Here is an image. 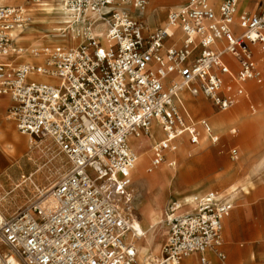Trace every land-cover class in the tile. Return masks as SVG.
<instances>
[{"label": "built area", "instance_id": "built-area-1", "mask_svg": "<svg viewBox=\"0 0 264 264\" xmlns=\"http://www.w3.org/2000/svg\"><path fill=\"white\" fill-rule=\"evenodd\" d=\"M41 1L0 5V56L24 51L16 39L31 21L28 5ZM219 1L187 0L146 33L142 11L149 0H62L83 22L78 46L30 51L46 54L42 61H0V94L11 98L8 112L19 133L51 139L69 163L57 182L38 186L35 173L21 175L17 187L29 181L37 193L17 214L0 212V264H138L132 238L140 236L134 226L140 195L129 137L150 136L154 123L161 127L152 172L185 137L197 145L203 131L219 141L207 118L188 115L182 91L226 112L249 96L248 83L263 80L264 0L254 12H240L241 0ZM87 13L94 15L85 20ZM99 22L104 36L94 34ZM178 29L181 44H168ZM230 154L235 160L238 149ZM196 204L194 212L179 213L181 203H169L164 263L208 250L225 259L224 220L234 204L214 191L197 196Z\"/></svg>", "mask_w": 264, "mask_h": 264}, {"label": "rangeland", "instance_id": "rangeland-1", "mask_svg": "<svg viewBox=\"0 0 264 264\" xmlns=\"http://www.w3.org/2000/svg\"><path fill=\"white\" fill-rule=\"evenodd\" d=\"M7 1L27 4L26 0H6L5 2ZM5 2H3L2 4H4ZM42 2H48L56 6L61 3V0H43ZM28 6L31 7V21L36 20L33 14V10L35 9L36 4H31ZM171 10H168L164 14V16H161V12L157 10L161 21H166L167 15ZM40 16H43V18L46 19L47 17L53 18V16H56V14H50L47 11H41ZM159 16L157 13H153V20H155L157 23L160 22ZM61 17L62 16L58 17L57 15L56 17H54L55 19H53L60 20L61 22ZM31 21L30 23H32ZM147 23L149 25L148 20ZM160 23L162 24V22ZM31 28L35 27H29L28 25L25 31L28 29L32 30ZM33 38L38 43L42 42L41 44L45 47H52L55 45V43L49 42V40L58 39L60 37L54 32L50 31L48 28L43 27L42 29L39 28L38 31L33 32ZM79 42H81V38ZM11 54H14V52H10L7 55ZM260 87L261 88L258 89L257 93H254L256 111H252L248 107L243 105H236L228 111V113L232 112V115L230 123L226 128L225 123L220 127L218 125L215 126L214 117L217 116V114L212 115L213 113L210 105L211 103L209 104L207 100L199 99L202 98V96H190V99L192 100L191 102H203L205 105L204 108L199 107L195 113L191 111L193 117L196 120L202 117H209V120L213 123L216 131H218L222 136V140L219 144H212L210 141L204 142L201 137L200 144L191 145L189 143H186L181 145L187 146L182 147V152L180 150L181 153L177 156V159L174 157V164L177 167L178 175L180 178L179 184L182 189V195L187 193H194L196 196H202L203 194L212 190L222 191L234 183H238L239 181L241 182L243 179L245 180L246 178H249L250 180L248 173L251 170L252 164L259 163L261 159L264 158V85ZM183 93L184 92H182L180 96L183 100H185ZM6 97L9 98V102L8 104L6 103V105L0 110V129L3 126L12 127L13 130L19 133L15 121H13V119H11L9 116L8 108L11 104L10 97ZM205 108H208L210 114L207 110H205ZM213 109L215 113H219V111L215 107H213ZM7 117L8 119H3L1 121L2 118ZM245 120L250 121V127H243V121ZM153 126H155L154 132H156L157 135L161 134L159 129L156 127L158 126V124L154 123ZM233 128L237 129L236 135H232L231 133V130ZM20 136L28 141V147L26 146L18 150L13 155H8L4 151H0V179L2 180V182H0V212H4L7 215L17 214L19 210L30 203V201L37 193V188L29 181L26 184H22L21 186L17 187V183L21 182V175L27 176L30 173H35L33 179L36 185L39 186V183L42 182H57L60 177L68 171L69 168V163L67 162L65 156L59 153L58 147L51 139L34 137L32 138L28 135L22 134H20ZM132 142L140 146L144 145V143L140 140H132ZM232 144H236L240 149V158L238 162H232L229 158L228 149ZM248 144L253 145V148L255 150H258V153L254 156L251 162L242 165L244 163V156L246 154ZM17 145V142H15L13 139H8L3 144L4 147H16ZM177 151L178 150H176L174 153H176ZM171 156H173V154L169 153L166 160L157 167L158 169H154L153 172L158 171L163 166H168L172 160ZM262 164L263 165H261L257 175L258 177L264 178V162ZM134 180L136 186H139L142 190V197L139 203L136 205L135 209V217L137 221L134 223V225H141L146 227L147 223L145 217L142 215V209L152 186L150 183H148L149 181L144 176L140 179L134 177ZM146 183L150 185V187ZM247 183H249L250 185L251 182H245L246 185ZM246 187L249 188V186ZM255 189L256 187H253V192L251 194H248V201L250 202L259 200L260 198L257 194H255ZM172 197L179 199L178 195H173L168 198L167 202ZM163 219L165 222V217H163ZM166 242L167 238L164 245L166 244ZM161 254H159V257H161Z\"/></svg>", "mask_w": 264, "mask_h": 264}, {"label": "crops", "instance_id": "crops-1", "mask_svg": "<svg viewBox=\"0 0 264 264\" xmlns=\"http://www.w3.org/2000/svg\"><path fill=\"white\" fill-rule=\"evenodd\" d=\"M11 1H14V0H11ZM211 1L213 3H215L216 5L220 2L219 0H211ZM259 1L260 0H241V2L239 4V11L240 12H243V11L254 12V11H256ZM186 2H187V0L180 1L179 5L174 7V9L185 4ZM61 3H63L62 0H61ZM6 4L7 5H23L24 3L21 4V3H15V2H8L7 1L4 4H0V5H6ZM30 8H29V10H30ZM134 10H132V11L135 12ZM153 13H157L159 16L157 8L153 10V12L151 14V17H152L151 19L146 16L145 12H144V15L142 16V19H144V21L148 27V30L146 31V33H148L149 31H152V30H154L160 26H164L168 21L169 13L167 15V20L165 22L161 21V18L159 16L160 22H162V24L160 22L157 23L155 20H153ZM134 15L136 16V13H134ZM30 16H31V10H30ZM31 19H32V16H31ZM42 19H44V18H42ZM147 20L149 22V25L147 23ZM99 29H101V26L97 28V30H99ZM102 29H104V27H102ZM23 32L24 31L19 32L18 36H20V34ZM181 40H182V32L180 29H178L175 32V36L171 40H169L168 44L180 45ZM18 47H20V46H18ZM12 52H14V51H12ZM228 59H231V58L228 57ZM16 65H18V64H16ZM262 69H263V80L261 82H250V83H248L247 84V90H248L249 96L242 98L236 105H243V106L248 107L252 111H256V102L254 100V93H257L258 89L261 88L260 86L264 85V62L262 63ZM34 77H38V78L42 79L41 76H34ZM182 92L186 93L188 96H192L187 91H182ZM6 96H8V95H1L0 94V99L6 98L7 104H8L9 98ZM192 97H195V96H192ZM198 97H200V96H198ZM199 99L206 100L203 97L199 98ZM10 100H11V98H10ZM190 101H192V100L190 99ZM211 108H212V113H213L212 115L221 113V114L217 115L218 118H216L217 116L214 117L215 126L218 125L220 127V126H222V124L225 123V128H226L228 126V124L230 123L232 112L228 113V111H226V112L215 113L213 111L214 109L212 106H211ZM205 110H207L208 113L210 114L208 108H205ZM186 111L191 118L196 120L193 117V115L187 109H186ZM202 118H207L209 120V117H202ZM219 118H220V120H219ZM210 123L212 124L214 133L219 136V141L217 143H214L210 139V137L208 136L209 141L212 144H219L222 140V136L219 134L218 131H216V129L213 126V123L211 121H210ZM243 123H244L243 124L244 128L250 127L249 126V124H250L249 120H245V121H243ZM156 127L159 129V131L161 133H163V131L161 130V127L159 125ZM154 129H155V126H152L150 136L140 137V138L147 139L148 142L150 141L149 143L153 144V145H151V149H150L151 156L149 158V162H148V165L146 168L147 172H149L148 167L150 165V162H151V159L153 156L152 146L154 147L156 143L160 142V140L158 139L159 135H157V133L154 132ZM231 133H232V135H236L237 129L233 128L231 130ZM203 134H205V133L202 131V136H203ZM186 143L191 144L187 137H185L184 140H182L179 143V146L182 144H186ZM191 145H193V144H191ZM186 146L187 145L182 146V147H186ZM231 148H237L238 149V157L235 160L232 159V157H231V154H230ZM0 151H2V150L0 149ZM169 153H171V151L167 152L166 158H167ZM257 153H258V150H255L253 148V145L248 144L247 145V151H246V154L244 156V163L242 165H244L248 162H251ZM228 154H229V158L231 159L232 162H238L239 161L240 149L236 144L230 145V147L228 149ZM166 158H165V160H166ZM263 162H264V158H262L259 163L252 164L251 170L248 173L250 180H249V178L248 179L246 178L245 180L243 179L241 182L239 181L238 183H234L222 191L212 190V191L218 193L221 198H223L227 201H230L234 204L233 210L224 220V243L222 246V250L226 256L225 259L222 260L221 258H219L214 250H208L205 254L194 253V254L190 255L189 257L184 258L180 262V264H203L202 260H201L202 256H205L207 258L208 264H264V189H263L264 188V178L258 177V175H257L258 170L260 169L261 165H263L262 164ZM133 170H132L133 189L135 191L139 192L140 199H141L142 190L139 186H136V184H135V180H134V176H133ZM256 176H257V178H256ZM245 182H251V183H250V185H249V183H247V185H246ZM148 186L150 187V185H148ZM246 186H249V188H251V189H249ZM176 187H177L178 192L173 193V192H171V188H170L169 184H167L166 182L158 183L156 186L157 189L155 190V192L154 193H152L151 191L149 192V195L146 198V202H145L144 207L142 209V215L145 213L151 214V213L155 212L158 209L156 204L160 203V205L163 207V210H164L163 211V217H165V219H166V212H167V207H168L169 203L173 200L180 202V200H178L175 197H172L167 202L168 198L170 196H173V195H178L181 197V202H182L184 207H183L182 212H181V208H182V205H181V208L178 211L179 213H188V212L195 211L196 207H193L191 205V201L196 200L197 196L194 193H187V194L182 195L181 194L182 189H181L179 182H176ZM253 187H256L254 192H256L255 194H257L260 198H259V200H255V201L250 202V201H248V194H251L253 192L252 191ZM259 188H261V189H259ZM212 191H209V192H212ZM209 192H207V193H209ZM207 193H205V194H207ZM205 194H203L202 196H204ZM155 198H158V200H156ZM140 199H139V201H140ZM166 202H167V206H166ZM140 220H139V223H140ZM167 228H168V235H169V227H167ZM129 237H131V235ZM142 237L143 236L140 235L136 238H132L136 244L137 251L139 248L140 239ZM156 239L158 240V236ZM137 257H138V253H137ZM157 258H162V254H161V257H157Z\"/></svg>", "mask_w": 264, "mask_h": 264}, {"label": "bare ground", "instance_id": "bare-ground-1", "mask_svg": "<svg viewBox=\"0 0 264 264\" xmlns=\"http://www.w3.org/2000/svg\"><path fill=\"white\" fill-rule=\"evenodd\" d=\"M5 1L6 0L4 1L1 0L0 4H2ZM42 1L37 3L35 6V9L33 10V14L36 20H32L31 21L32 23L29 22L30 23L29 27L32 26L35 28H31L32 30L28 29L26 31L24 29L23 30L24 32L21 33L20 36H18L16 40V44L20 46L22 49H24V51L14 52V54H11V55L0 56L1 62H7V63L10 62L11 64H23L25 62H35L37 60H40V61L44 60V57H46V54H44L43 52H41L38 57L30 53L31 50L42 51L43 48H46L44 45L41 44L42 42L38 43L33 38V32L38 31L39 28L42 29L43 27L48 28L50 31L54 32L60 37L58 39L49 40V42L55 43L54 46L60 45L64 47H69V46L76 47L78 43L80 44L79 42L80 38H79L78 31H79V28L83 26V22H76L75 21L76 19H74V17L69 13V11L67 10V8L65 7L63 3H59L58 5L54 6L53 4L42 2ZM180 1L182 0H149L148 4L145 6L142 12L143 13L145 12L146 16L151 19L152 18L151 14L153 10L157 8V10L161 12V16H164V14L168 10H171L177 5H179ZM128 6L132 10L135 9V5L133 2L128 3ZM41 11H47L50 14H56V16L58 15V17L62 16L61 22L60 20H54L55 18L52 19V17L51 18L47 17L46 19H42L43 16H40ZM93 15L94 14L92 13H87L85 16V20H89L91 17H93ZM56 16H53V17H56ZM100 26L104 27V29L97 30V28ZM105 28L106 27H105L104 22H99L93 28L94 34L99 35V36H104ZM47 47H50V46H47ZM31 76L32 77L41 76L42 77L41 80L55 82V78L51 76H47V75H31ZM183 96L185 98V100L182 99L184 106L191 114L192 112L195 113L199 107L204 108L205 105L203 102L201 103L191 102L190 96H188L186 93H183ZM6 103H7L6 98L0 99V110L2 107L6 105ZM216 118H218V116ZM3 119H8V117L2 118L1 121ZM151 128H150V133H151ZM143 136L148 137V135L146 134L141 135L139 137L137 136L129 137L131 148L137 156V162L133 170V176L138 179L144 176L149 181L148 183H150L152 186V188L150 189L152 193L155 192V190L157 189L156 186L160 182H166L167 184H169L171 188V192L173 193L178 192L177 187H176V182H180L179 180L180 178L178 175L177 167L174 164L175 162L174 157L177 159V156L180 155V153L182 152V146L180 145L178 147V151L176 153L171 152L173 156H171L172 160L168 166H163L156 172H153V171L147 172L146 165H147L149 157L151 156L150 149H151V145L153 144L149 143L150 141L148 142V140L145 138H140ZM163 137H164V134L161 133L159 134L158 139L161 141ZM8 139H13L15 142H17L18 145L16 147L15 146L4 147L3 144ZM132 140H140L141 142L144 143V145L140 146L136 143H133ZM202 140L204 142H208L209 141L208 135L203 134ZM27 145H28V141L22 138L18 132L12 129V127L3 126L0 129V149L4 151L5 153H7L8 155L15 154L18 150L26 147ZM155 199L158 200V198H155ZM178 200H180L181 202L180 196ZM156 205L158 209L155 212L151 214L150 213L143 214L145 217L146 223H147L146 227L141 226V225H134L137 232L143 236L140 239L141 242L138 248L137 260L139 264H171V263H164L162 261V258H157L159 257V254L162 253L163 245L165 243L166 238H168V228H167L168 226L166 225V222H164V219H163V211H164L163 207L160 205V203H157ZM181 205H182V208H181L182 210L184 207L182 202H181ZM191 205L193 207H196L197 206L196 200H192ZM157 236H158V240L156 239Z\"/></svg>", "mask_w": 264, "mask_h": 264}]
</instances>
